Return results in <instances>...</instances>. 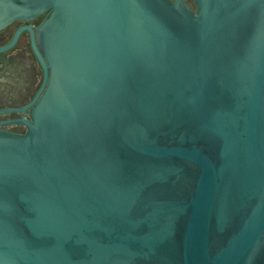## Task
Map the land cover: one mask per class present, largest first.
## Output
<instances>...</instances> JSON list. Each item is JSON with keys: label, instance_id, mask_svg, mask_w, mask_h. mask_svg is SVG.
<instances>
[{"label": "water", "instance_id": "95a60500", "mask_svg": "<svg viewBox=\"0 0 264 264\" xmlns=\"http://www.w3.org/2000/svg\"><path fill=\"white\" fill-rule=\"evenodd\" d=\"M0 0L38 30L0 132V264H264V0Z\"/></svg>", "mask_w": 264, "mask_h": 264}, {"label": "flooded vegetation", "instance_id": "af4514ba", "mask_svg": "<svg viewBox=\"0 0 264 264\" xmlns=\"http://www.w3.org/2000/svg\"><path fill=\"white\" fill-rule=\"evenodd\" d=\"M193 0H186L192 6ZM48 14L30 22H14L0 32V132L24 136L20 122H30L44 81L36 56L38 30Z\"/></svg>", "mask_w": 264, "mask_h": 264}]
</instances>
